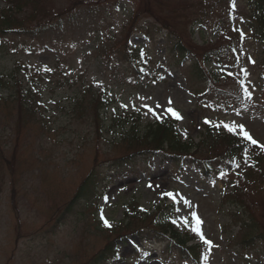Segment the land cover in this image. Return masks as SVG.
Returning a JSON list of instances; mask_svg holds the SVG:
<instances>
[{"label":"rangeland","instance_id":"obj_1","mask_svg":"<svg viewBox=\"0 0 264 264\" xmlns=\"http://www.w3.org/2000/svg\"><path fill=\"white\" fill-rule=\"evenodd\" d=\"M39 1L43 10L26 3L30 15L80 19L66 24L64 35L0 32V264H91L114 240L119 255L107 264H191L170 246L169 236L157 237L162 223L194 237L197 216L201 234L211 242L208 254L201 246L202 264H264V154H250L233 175L224 171L205 178L190 166L178 174L170 164L156 162L147 173L102 183L96 193H87L90 198L74 202L93 169L127 153L121 139L130 130L128 116L143 134L171 118L181 139L196 143L207 127L243 124L264 145V43L241 21L253 12L254 0H235L236 11L222 6L224 0L201 6L199 0ZM202 6L220 17L211 27H193L205 11L202 18L187 19ZM5 8L0 0V11ZM220 20L232 34L220 36ZM171 25L184 47L196 50L181 65L167 59L164 37L171 34L163 27L171 31ZM131 49L139 56L130 57ZM215 49L224 53L221 65L206 60ZM28 89L34 91L21 106L19 90ZM101 97L105 103L98 111L94 103ZM234 183L243 207L223 198ZM72 202L73 212L63 222ZM174 203L178 212L172 215ZM146 212L154 217L126 224L128 216ZM99 222L106 228L120 225L121 231L107 232ZM141 227L153 232L141 237L135 233ZM125 233L134 236L122 241ZM198 237L189 246L204 242Z\"/></svg>","mask_w":264,"mask_h":264},{"label":"trees","instance_id":"obj_2","mask_svg":"<svg viewBox=\"0 0 264 264\" xmlns=\"http://www.w3.org/2000/svg\"><path fill=\"white\" fill-rule=\"evenodd\" d=\"M5 3L11 5L10 8L3 10L0 13V32H5L4 34H23L26 33L24 30L27 27V22L29 19L33 20L34 23H38L42 19H48L49 15L46 17L35 16V13L28 17L27 13H24L26 17H21L23 12L22 8H26V3L32 4L35 2L39 8L38 10H43L45 7L40 3L39 0H3ZM253 14L250 15L247 19V24L249 29L252 32L253 39H256L260 43H264V0H255L253 2ZM15 7V9H12ZM205 7H201L196 11V14L200 17V11ZM70 13V11L66 12ZM194 12L192 13L193 17H196ZM209 14H212L211 12ZM77 16H69L66 15L64 19L66 23H71L75 25L78 21ZM19 19V20H18ZM18 20V22L16 21ZM149 21V20H148ZM62 23V22H61ZM62 25V24H61ZM159 26V24H156ZM152 27H156V30L160 32V29L153 25ZM41 29V28H40ZM44 32H50V27L47 24L43 26ZM167 33H170L171 37L175 40L170 45V51L174 58H178L181 55L182 59L185 58V54H190L194 56L195 49H187L184 47L181 41V35L179 32L174 29V26H170V30L163 27ZM60 30L64 32L63 28L60 26ZM163 31V30H162ZM150 29H147V33H150ZM154 39V38H153ZM167 44V43H166ZM218 54L217 52H211L210 57L206 58V60L211 61V57ZM179 60H176V62ZM99 101H97V106ZM172 126V125H171ZM168 123H157L156 125H151L146 130V135L141 137L136 127L132 128V131L126 136L127 141H131L130 145L136 144V146H131L132 152L127 156L121 158L120 160L113 162L106 172H92V174L85 180L79 193L77 194V200L83 199L87 197V192L89 190V186L96 181L97 178L101 180V177L105 175L106 177H114L115 174L119 178H125L129 173H136L137 170L141 169L143 165H152V162L156 160V158L164 159L169 163H173L177 169L183 168L185 164V160L189 159L191 163L194 165L200 166L203 170L208 173H211L213 170L215 171L217 167L226 166L225 164H229L233 169H236V162L238 159L243 157V150L255 149L256 147H252L248 144L247 141L238 139L236 137H231L220 130L214 129L207 131V134L204 135V139L198 145H195L192 142H188L187 144L182 143L176 135H174L171 127ZM218 135H214V134ZM214 135V137H212ZM222 135L227 137H222ZM140 147V149H138ZM138 149V150H137ZM206 149H209V153L204 154ZM166 163V162H164ZM97 173V174H96ZM228 197V196H227ZM165 232L171 234V238L175 240L180 245H185L186 241L182 240L180 235H178L175 231L171 229H165ZM140 233V232H139ZM115 244V243H114ZM113 243L108 245L105 252H103L99 259L105 262L108 258L114 257L116 254V245ZM181 247V246H180ZM184 248V247H181ZM189 251V250H187ZM197 254V249L191 250Z\"/></svg>","mask_w":264,"mask_h":264},{"label":"snow or ice","instance_id":"obj_3","mask_svg":"<svg viewBox=\"0 0 264 264\" xmlns=\"http://www.w3.org/2000/svg\"><path fill=\"white\" fill-rule=\"evenodd\" d=\"M232 5H233V7H235V0H232ZM241 35H243V33L241 32ZM245 75H247V73H246V71H245ZM245 92H246V94L249 96V98L251 97V94L250 93H248L247 92V89H245ZM143 99V98H142ZM169 103H171V101H169ZM125 107H126V105H125ZM145 107H147V106H145ZM156 107H161L160 105H157ZM148 111L149 112H152V114L154 115V116H156V118L157 119H161V117H160V115L159 114H157L151 107H149L148 108ZM168 111H170L171 112V115L172 116H174L176 119H182V117L180 116V114L178 113V112H176L175 110H172V109H169ZM147 114V113H146ZM205 123H211L210 121H208V120H205ZM214 127H216V128H223V129H225V130H227L228 132H230V133H233V134H236L237 132H239V133H241L242 134V136H243V138L244 139H246V140H248V141H250L252 144H257V141L256 140H254L253 138H252V136L249 134V132L245 129V126L243 125V124H236V123H231V124H229V123H221V124H216V125H214ZM261 147L262 148H264V145H261ZM150 187H151V185H150ZM163 195H165V196H167V197H169V198H171V199H173V200H175L176 199V197L174 196V194L173 193H171V192H166V193H163ZM189 205H190V202H187ZM104 223L106 224V226H111V225H109L108 224V221L105 219L104 220ZM173 223L175 224V223H177V221L176 220H174L173 221ZM184 223L185 224H187L188 223V220L185 218L184 219ZM202 224V221L199 219V217L197 216L196 217V228H194L193 229V231H195V232H197L198 234H200L201 235V239H204V242L206 243V244H209V243H211L210 241H208L207 239H205L204 237H203V235L201 234V232H200V225Z\"/></svg>","mask_w":264,"mask_h":264}]
</instances>
